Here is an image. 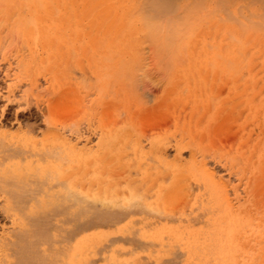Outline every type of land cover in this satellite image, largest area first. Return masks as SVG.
<instances>
[{
	"label": "bare ground",
	"instance_id": "bare-ground-1",
	"mask_svg": "<svg viewBox=\"0 0 264 264\" xmlns=\"http://www.w3.org/2000/svg\"><path fill=\"white\" fill-rule=\"evenodd\" d=\"M221 1L234 5L227 4L231 7L230 18L223 15ZM0 3L4 8L2 18L14 34L24 35L36 28V19L48 18L86 22L99 33L94 35L98 48L118 40L113 47L122 50L140 35L145 36L158 52L171 53V74L179 71L178 76L170 79L174 87L182 73L190 75L188 81L193 86L198 83V75L202 74L201 83L203 77L208 79L212 74V78L215 70L219 82L221 78L230 81L228 97L232 96L247 110L234 144L220 151H211L192 132L198 128L188 131V124L181 120L174 131L153 138L148 150L132 133L131 124L113 126L108 133L110 148L103 153V165L112 169L122 165L126 173L136 169L140 175L134 179L139 188L130 177L123 183L114 176L101 179L98 191L86 192L77 187L80 169L88 167L79 168L78 161L88 164L90 159L79 150L77 141L70 143L65 134L47 143L27 134L0 138V213L10 223L0 232V264H161L169 255L174 258L173 264H264V189L260 188L264 180V143L259 135L264 129V116L262 121L259 118L264 109V52L257 53L256 49L264 47V7L258 9L255 2H247L257 12L256 19L251 16L252 19L248 13L245 16L246 9L241 11L244 4L238 0ZM243 16L251 25L242 20ZM254 21L260 24L255 26ZM77 27L84 28L82 24ZM246 47L252 50H248L250 58L243 56ZM192 68L198 70V75L193 77ZM205 86L204 90H208L209 85ZM205 91L202 96L206 98ZM181 96L180 99L190 97ZM197 99L194 103H198ZM207 99L210 101V96ZM236 108L239 106L230 112ZM228 111L225 107L226 115L231 114ZM171 134L178 137L173 142L174 157L169 160L162 148ZM184 149L186 157L182 156ZM15 152L24 154L23 158L21 155L11 159ZM149 155L157 161L156 167L142 164ZM208 156L218 158L235 172L242 182L241 189L245 184V192L237 188V183V187L232 185L235 199L230 197L228 183L207 166ZM70 167H77L73 172L76 176L67 180L64 173ZM26 169L31 170V181L23 178ZM61 179L66 184L57 191L51 189L54 181ZM149 191L153 196H148ZM97 201L99 210L95 206ZM82 218L90 221L85 223ZM92 220L97 224L81 228ZM91 227V231L83 232ZM117 233L125 236V241L104 249V243Z\"/></svg>",
	"mask_w": 264,
	"mask_h": 264
},
{
	"label": "rangeland",
	"instance_id": "rangeland-1",
	"mask_svg": "<svg viewBox=\"0 0 264 264\" xmlns=\"http://www.w3.org/2000/svg\"><path fill=\"white\" fill-rule=\"evenodd\" d=\"M238 2L244 4L240 9L241 11L246 9L244 13L245 16L248 13L249 18H252L251 16L255 18L257 12L252 10L247 2H255L258 9L264 7L261 6L264 0H238ZM221 3L223 15L230 18L231 7L228 5L233 4L230 1L228 5L226 1ZM3 9V4L0 3V138H15L27 134L39 142L47 143L65 134L70 138V143L77 141L79 150L87 154L90 159L88 164L78 161L79 168L88 166L80 169V186L77 182V187H81L84 191H98L101 186L100 180L111 176L124 183L129 177L130 181H135L134 178L140 175L136 169L126 173L122 165L114 166L113 169L103 165V153L110 148L108 133L112 131L110 129L113 126L131 124L132 133L138 136L140 145L145 150L151 147L153 138L164 135L166 131H174V126L180 120L185 125H189H187L189 129L186 127L188 131L198 128L192 132L197 134L198 139L203 140L211 151L228 150L237 139L236 136L241 131L240 121L247 113V110H244L246 106L241 108L243 105H238L236 99L232 96L228 97L230 81L223 79L225 82L221 84L223 80L221 78L219 79L221 81H218L217 71L212 70L215 74L213 73L214 76L211 78L212 74L209 77V73L212 71L209 72L207 69L209 73L205 75L208 74L209 78L205 80L203 77L204 80L202 79L201 82L202 74L199 76L198 70L192 68L193 77L198 75V79L195 78L198 83L193 86L192 81L191 86L188 81L191 79L190 75L181 72L183 75L177 77L174 87L170 79L178 76L179 71L171 74L174 70L171 53L164 54L160 50L158 52L145 36L140 35L136 42L130 46L126 45L122 50L113 47L118 44V40H110V45L98 48L97 38L94 35L99 33L88 27L86 22L52 21L48 18L36 19V28L24 35L14 34L10 30L9 23L2 18ZM242 20L247 23L244 16ZM78 24H82L84 28L77 27ZM258 24L260 23L255 21L253 23L255 26ZM257 29L261 30L260 27ZM256 49L257 53L264 52V47ZM248 50L252 52L250 47H246L244 52L248 55L244 54L245 58L250 55ZM234 63L232 61L230 64ZM258 64H260L259 59ZM199 77L202 84L199 83ZM204 83L209 85V95L208 90L205 89L207 92L204 90L208 87ZM198 84H201L203 89ZM204 91L207 97L210 96V101L202 96ZM180 94L183 97L185 95L190 97L180 99ZM195 94L197 97L192 98ZM195 99L198 103H194ZM236 106L239 108H236L235 112L233 110L230 112ZM225 107L231 114L224 113ZM263 111L260 113L261 116L259 115L261 121L264 116ZM250 121L246 123L247 127L252 125ZM244 122L241 124L244 125ZM259 135L264 143V129ZM177 137V134H171L166 143L164 142L162 150L164 149L169 160L174 157L173 142ZM2 147L1 145L0 148ZM14 154L11 159L16 156L18 159L22 155L21 152L15 156ZM186 155L187 149H184L182 156L186 157ZM11 159L9 157V160ZM222 162L213 156L207 157V166L228 183L229 195L235 199L233 194L235 189L232 185L236 186L238 183L239 186L242 182H239L235 172L228 169L224 162L222 165ZM156 163L153 156L149 155V159L142 164L156 167ZM76 170L77 167L75 170L70 167L64 173L65 178L67 180L74 178L76 175L73 172ZM2 176L0 169V178ZM23 178L31 181V170L26 169ZM262 181L264 180H261L260 188L264 189ZM136 183L139 188V182ZM65 184L64 179L56 180L51 189L57 191ZM243 185L242 189L240 186L236 187L245 192L246 186ZM153 194L152 191L148 192V196ZM95 206L99 210L100 202L97 201ZM6 219L0 213V232L2 227L7 228L10 225L9 220L7 219V222ZM82 220L86 223L88 219L82 218ZM85 223L81 228L87 225L93 227L97 224L95 220ZM92 227L83 232L91 231ZM124 241L125 236L117 233L104 243L107 245L104 249L110 248L112 243ZM125 245L130 246L128 242ZM173 262L174 258L169 255L161 264H173ZM147 264L152 263L147 261Z\"/></svg>",
	"mask_w": 264,
	"mask_h": 264
}]
</instances>
